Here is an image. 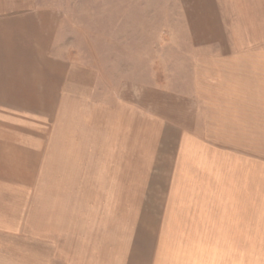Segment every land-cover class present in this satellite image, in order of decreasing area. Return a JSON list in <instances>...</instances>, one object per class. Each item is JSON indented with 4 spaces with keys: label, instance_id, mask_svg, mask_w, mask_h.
<instances>
[{
    "label": "crops",
    "instance_id": "obj_1",
    "mask_svg": "<svg viewBox=\"0 0 264 264\" xmlns=\"http://www.w3.org/2000/svg\"><path fill=\"white\" fill-rule=\"evenodd\" d=\"M211 5L197 23L203 30L214 23V37L197 45L220 46L212 58L245 63L246 72H236L247 79L254 57L238 51L253 45V24L246 16L244 30L226 27L220 6ZM29 13H0V109L56 124L48 139L0 132V157L33 149L43 159L35 181L11 186L20 198L0 199V238L19 241L22 263L264 264V174L252 149L239 144L253 139L249 95L259 90L249 82L159 89L146 109L140 89L129 111L160 126L168 145L164 156L153 155L149 179L136 180L141 167L126 166L119 141L111 148L117 120L98 73L61 59L55 26ZM228 47L237 53H222Z\"/></svg>",
    "mask_w": 264,
    "mask_h": 264
},
{
    "label": "rangeland",
    "instance_id": "obj_2",
    "mask_svg": "<svg viewBox=\"0 0 264 264\" xmlns=\"http://www.w3.org/2000/svg\"><path fill=\"white\" fill-rule=\"evenodd\" d=\"M210 2L214 8L220 6L226 27L232 24L243 28L246 16L253 24V45L238 51L254 57L247 79H241L236 72L237 69L246 72L245 63L235 67L236 62L216 61L212 57L219 53L220 46L197 45L203 37H214V23L206 25L208 30L201 29L197 23L198 11ZM27 11H35L29 15L36 16L40 23L46 22V28L50 23L55 26V52L61 59L79 67H90L98 73L100 85L109 92L110 114L117 120L109 135L111 148L118 149L119 141L120 147L126 150V166L135 170L141 167L142 173L134 175L136 180L149 179L153 155L164 156L168 145L160 126L151 124V120L137 110L133 114L129 111L128 102L137 98L140 89L142 102H148L147 109L149 100L159 96V89L243 82H249L259 92L249 95L254 104L253 139L239 144L252 149L255 165H259L264 174V0H0V13ZM231 48L223 49L222 53H237ZM151 89L157 90L151 92ZM117 95L120 100L123 96L126 100V109L122 108L127 121L124 135L117 130V118L123 112L118 109L122 105L121 102L118 105ZM145 107L143 112H146ZM69 112L62 118L65 120L63 132L67 134L70 132ZM55 120V117L0 109V132L42 134L48 139L54 133ZM1 156L0 185L5 184L7 188L0 186V199L16 200L21 197V190L11 186L35 181L43 159L33 149L20 157L13 152ZM11 241L0 238V264H30L22 263L25 256L21 254L19 241L13 240V245Z\"/></svg>",
    "mask_w": 264,
    "mask_h": 264
}]
</instances>
